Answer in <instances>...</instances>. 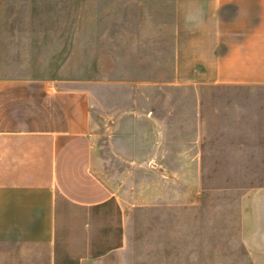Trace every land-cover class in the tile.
<instances>
[{"label": "crops", "instance_id": "obj_1", "mask_svg": "<svg viewBox=\"0 0 264 264\" xmlns=\"http://www.w3.org/2000/svg\"><path fill=\"white\" fill-rule=\"evenodd\" d=\"M167 1L168 22L145 26L147 42L142 26L137 37L136 61L151 72L105 75L95 85L73 66L78 30L70 74L35 71L45 63L33 49L47 47V25L0 10V264H207L206 234H192V218L137 220L127 209L144 205L137 176L150 163L199 157L196 88L264 90V0ZM20 65L27 71L7 69ZM101 87L104 175L96 151ZM143 96L154 99L136 98ZM232 106L219 102V128L221 120L233 124L235 112L247 129L249 104ZM231 191L219 206V264H264V190ZM136 221L157 231L133 234ZM143 237L153 242L139 243Z\"/></svg>", "mask_w": 264, "mask_h": 264}, {"label": "rangeland", "instance_id": "obj_2", "mask_svg": "<svg viewBox=\"0 0 264 264\" xmlns=\"http://www.w3.org/2000/svg\"><path fill=\"white\" fill-rule=\"evenodd\" d=\"M0 10L6 15L11 11V19L14 16L12 14H15L13 20H20L16 15L20 10L21 24L24 19L28 20L31 17L32 25H47V36L43 37L47 47H42V50L33 49V53L36 52L34 56L39 57L42 52L45 63L35 65L34 67L38 68L35 71L52 72L63 68L70 74L72 29L75 31L74 45L78 30L79 47L73 49V66L79 68L81 80L95 85L103 83L105 75L113 80H120L123 73L125 77L138 79V76L151 72L150 65L139 64L136 61L134 52L137 47V37L142 35V26L143 31L145 28L144 42H147L152 34L149 33V27L147 29L145 26L163 25L168 22L171 16V2L167 0H0ZM4 20L6 25L9 24L7 16ZM17 23L18 21L14 22ZM36 44L39 46L38 42ZM8 68L12 71L17 68L19 71H27L23 65L15 66V69L14 66ZM99 90H101L97 98L99 108L95 113L100 122V127L97 129L96 151L101 158L100 170L104 175L105 172L109 173L110 165L106 164L107 168H104L105 138L102 126L104 96L102 87ZM144 91V94L150 92V90ZM195 94L194 107L201 110L198 116L195 115L202 126L201 142L195 148L199 157L196 155V160L185 162L178 158L159 160L150 163L149 169L139 171L137 187L142 189L144 205L136 209L128 208L127 216L137 220H155L160 217L192 218L194 223L190 226L192 234L199 232L200 228L202 233L206 234L207 264H219V206L222 205V201L231 199L233 187L264 190V90H256L253 94L240 93L219 86H202L196 88ZM181 95L177 94L176 105L182 99ZM136 98L145 102L154 99L148 96ZM156 99L164 102L166 98L156 97ZM219 102L233 105L230 110L241 103L249 104L250 118L246 122L249 127L242 128L245 124L243 119L234 117L235 112H231L234 123L229 122V127L226 128L225 122L221 120L219 128ZM183 114L190 117L187 113ZM247 130H249L248 137ZM227 132L230 134L227 135ZM222 138L232 142L221 144ZM144 148L147 149V146L144 145ZM172 148L178 151L180 145ZM185 163H187L186 169H184ZM129 180L132 181L133 178L130 177ZM136 222L135 225H131L133 234L157 231L153 229L156 227L154 225ZM198 222L202 224L199 225ZM138 242L147 245L153 241L143 237L139 238Z\"/></svg>", "mask_w": 264, "mask_h": 264}]
</instances>
